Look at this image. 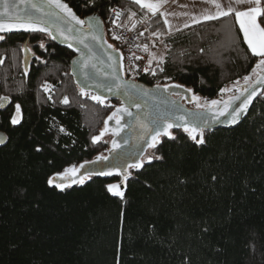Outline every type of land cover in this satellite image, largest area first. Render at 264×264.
I'll list each match as a JSON object with an SVG mask.
<instances>
[{"label": "trees", "instance_id": "1", "mask_svg": "<svg viewBox=\"0 0 264 264\" xmlns=\"http://www.w3.org/2000/svg\"><path fill=\"white\" fill-rule=\"evenodd\" d=\"M64 1L80 18L99 15L107 39L121 51L108 31L110 9L131 8L136 17L129 20L125 11L123 22L135 19L138 31L146 22L142 51L150 46L149 34L166 49L140 77L148 86L178 83L205 104L233 97L245 76L251 81L264 70L253 73L259 58L248 51L234 16L168 34L161 16L145 15L130 0ZM26 40L36 56L28 76ZM73 57L42 33L0 40V96L9 97V106L0 108V133L8 137L0 145V264H181L185 255L191 264H264V95L239 126L205 131L202 150L183 129L172 131L176 140L161 137L143 167L131 170L123 201L106 187L119 177L60 190L48 179L106 154L111 137L92 138L121 104L81 95L71 74ZM17 103L21 123L12 126ZM149 156L163 159L149 162ZM212 174L217 181L208 179Z\"/></svg>", "mask_w": 264, "mask_h": 264}, {"label": "water", "instance_id": "2", "mask_svg": "<svg viewBox=\"0 0 264 264\" xmlns=\"http://www.w3.org/2000/svg\"><path fill=\"white\" fill-rule=\"evenodd\" d=\"M63 2L65 1L63 0ZM33 3L39 5L45 12L52 11L56 14L43 15L39 11H34L30 7ZM9 5L13 15L17 12L23 14L24 9L27 8L42 27H46L55 35V39L50 38L58 46L73 52L74 57L70 64L71 74L80 89L84 88L85 92H91L96 96H100L104 101H120L121 104L113 112H116L119 108H125L131 113V115L123 112L117 113V116L120 118V123L117 124L115 118L112 120L108 119L112 115V112L106 119L107 132L102 136L111 137L106 154L98 155L90 161L82 162L77 166L78 172L75 177L69 176L66 180L57 179L55 181L57 184L65 183L73 187L79 183H72V180H79L82 177L84 178V183H89L94 177L107 179L119 177L120 180L114 183L121 184V187L126 190L131 170L137 169L128 167V165L136 163L138 159L143 163L144 157L152 149L149 146L152 142L151 137L144 134L146 128L158 127L166 122H171L173 125L187 123L190 126H200L204 128V132L217 129H233L247 118L255 102L262 96L261 93H264V84L255 83L258 77L264 76L263 70L253 80L240 86L237 94L233 96L239 97V99L231 97L220 101L216 106L201 104L199 101L201 107H191L194 104L197 105V102L194 100L195 94L192 90L190 92L187 91L188 88L185 86L178 83L148 86L141 81L128 79L125 72L123 52L107 39L105 23L99 15L92 14L88 16H95L101 21L98 28L90 29L87 22L83 26L76 25L74 21L66 22L64 14L56 9H49L45 0H27L26 3H23L22 0H9ZM13 5L15 7H12ZM69 7L71 6L69 5ZM2 10L3 4L0 2V11ZM73 11L75 12L74 9ZM76 15L78 16L77 13ZM88 17L84 20L87 21ZM0 19H5V17H0ZM70 27L74 31H68ZM93 32L98 37L102 33L103 42L100 39L93 40ZM15 33L35 34L19 30L0 33V35L4 36ZM28 43L29 40H26L23 52V68L24 72L27 73L25 74L26 76L30 73L31 62L36 58L31 50H27L29 49ZM69 45L72 46L69 47ZM108 45H112V47L109 48ZM74 61L76 63H73ZM175 85H180L181 87H174ZM253 88L257 90V95L252 99L247 112L241 114L239 123L231 124L229 122V114L241 105L242 101ZM221 111L225 112L226 115L220 116L219 113ZM177 117H183V120L177 119ZM205 120L207 121L206 126L203 123ZM141 125H144V127H141ZM182 129L183 127L177 128L174 126L171 131ZM104 130L105 125L101 132ZM117 130L119 131L118 135L115 134ZM113 141L118 145L115 149L113 148ZM100 156L105 157V159L97 160V157ZM81 165L83 167H80ZM109 169H119L121 173L127 169V172L130 173L128 180L124 182L122 175L115 174L111 176L92 175L90 179L87 178L86 174L89 172L96 173Z\"/></svg>", "mask_w": 264, "mask_h": 264}, {"label": "snow or ice", "instance_id": "3", "mask_svg": "<svg viewBox=\"0 0 264 264\" xmlns=\"http://www.w3.org/2000/svg\"><path fill=\"white\" fill-rule=\"evenodd\" d=\"M3 4V10L0 11V17H5V19H0V33L5 32H12V31H19L23 30L25 32H32V33H45L52 39H55V35L50 32L46 27H42L40 23L33 17L32 12H29L27 8L24 9L23 14L17 12L15 15H13L10 11V5L9 0H0ZM23 3H26L27 0H22ZM46 5L49 9H56L60 13L64 14V18H66V22L68 21H74L76 25L83 26L86 22L89 24L90 29L98 28L101 24V21L95 17L91 16L87 18V21L80 19L76 13L73 11L71 7L63 0H45ZM91 2V0H90ZM169 0H130V3L138 5L139 9L143 12L144 10H147L145 15L148 13L151 14V17H155L157 15L165 17L163 20V23L165 25H168L169 32L168 34H171V25L168 19L166 18L167 15H177L176 13H165L164 11H161L162 8H164L165 4H167ZM172 2H175V0H172ZM202 3L208 4L209 7L202 10V12L197 16H192V23L199 24L201 21H214L219 20L221 18H229L234 16L236 23L239 24V30L243 34V41L246 43L248 51L251 53L252 57H257L258 62L255 65V68H253V73H256L257 69H264V26H262L261 22H258V19L264 22V0H226V5L222 4L220 0H201ZM238 5H252L250 7L240 9L238 8ZM12 7H15L13 5ZM31 9L34 11H39L43 15H55V12L48 11L45 12L43 8H41L39 5L33 3L30 5ZM186 7V6H182ZM110 11L115 15L116 19H119L125 11L129 12L130 15L128 16V19L131 20L133 17H136L137 13L132 11L131 8L126 9H117V8H111ZM183 15H188V13H183ZM140 22H143L142 20ZM113 23H115V20H113ZM189 25L185 23L184 27H188ZM133 28L136 27L135 24L132 25ZM147 31V29H145ZM181 29L177 28L176 31H180ZM68 31H74L73 28H69ZM61 34H63L61 32ZM160 33L154 32L153 35H159ZM140 35H143V33H140ZM119 37L114 36V39H118ZM4 36L0 35V40H3ZM67 39V37H65ZM92 39H100L103 42V36L102 33L98 37L94 32L92 34ZM82 42V41H81ZM72 45H69L71 47ZM40 48H44L45 45L43 42L39 44ZM87 47V45H85ZM109 48L112 47V45H108ZM139 47V46H137ZM30 51V49H27ZM143 50L145 52L148 51V46L144 45ZM203 52V49L200 50ZM151 55V53H150ZM137 59H140V57H136ZM39 59V57H37ZM161 60L163 58L161 57ZM3 59H0V64H3ZM73 63H76L75 61ZM151 63V60L149 61ZM147 70V69H146ZM163 71V68L160 69ZM27 74V73H25ZM245 82L249 81L251 79L250 76H245L243 78ZM237 83H239L237 81ZM257 84H264V76H260L255 81ZM45 91H48V87L46 85L43 86ZM135 87V86H133ZM174 87H181L180 85H175ZM187 91H191V89H187ZM230 91L228 88L221 89V92ZM246 91V89H245ZM84 88L81 89V95H86ZM257 95V90L255 88L252 89L251 92L248 93V96L242 101L241 105H239L236 109H234L229 115H230V123L231 124H237L240 121V116L242 113H246L248 110V106L251 104L252 99ZM261 95H264V93H261ZM51 99V96L48 97ZM91 99L97 101L100 104L104 103V100L100 96H92ZM233 99H239V97H233ZM8 96H0V108H4L5 104L4 101H8ZM194 100L197 102V107H201V104L199 103L200 97L195 96ZM64 104H68L69 100L68 97L65 96L63 101ZM220 103L218 100H212V101H205V105H211L216 106ZM227 107V105H225ZM126 113L128 115H131L130 112H128L125 108H119L116 110V112H113L111 116H109V120H112L115 118L116 123H120V118L117 116V113ZM220 116L226 115L225 112L221 111L219 113ZM21 106L20 104L15 105V113L11 116L10 124L12 126L19 125L21 123ZM177 119L183 120V117H177ZM205 126L207 125V121H203ZM183 127V131L188 134V139H190L194 146L201 148L202 146H205L207 141L204 135V128L200 126H190L187 123L184 124H176L173 125L171 122H166L162 124L161 126H153L150 128H146L145 135L151 137V144L149 145L152 148H155L158 144L161 143V137H167L170 140H176L177 137L173 135L171 129L173 127ZM141 127H144V125H141ZM59 131L63 132L64 129L60 128ZM107 132V121H105V130L101 132L100 136H94L93 143L100 140V138ZM115 134H119V131L117 130ZM8 137L5 136L3 133H0V145H3L6 143ZM118 147L115 141H113V148L115 149ZM42 149L40 147H36L35 151L40 152ZM105 157L100 156L97 157V160H103ZM152 159L161 160L163 157L161 156H149L148 160L149 162L152 161ZM80 167H83L81 165ZM128 167H134V168H142L143 163L137 160L134 164H129ZM78 172V169L76 166H71L69 168H66L64 172L57 173L55 176L48 179L47 183L49 185H54L55 187L59 188L60 190H64L65 187H70V184L65 183H55L57 179L66 180L69 176L75 177ZM122 175L123 181L126 182L129 178L130 173L127 172V169L121 173L119 169H109L107 171H100V172H89L87 173V178L90 179L92 175H102V176H111V175ZM210 181L215 182L218 180L217 175H210L208 178ZM84 178H80L79 180H72V183H79L83 184ZM178 182L180 184L186 183L184 179H181L178 177ZM107 191L115 197L120 198L121 201L125 198V190L121 187V184L119 183H113L108 184ZM255 191V189H253ZM203 233H208L209 228L204 227L202 229ZM119 252V247H118ZM117 264H119V259H117ZM181 264H191V257L185 255L182 259Z\"/></svg>", "mask_w": 264, "mask_h": 264}, {"label": "built area", "instance_id": "4", "mask_svg": "<svg viewBox=\"0 0 264 264\" xmlns=\"http://www.w3.org/2000/svg\"><path fill=\"white\" fill-rule=\"evenodd\" d=\"M76 1L77 4L84 3V0ZM115 8L121 9L119 7ZM80 19L84 20V18ZM113 20H115V23H113ZM133 24L136 25L135 19L131 24H125L123 22V15L119 19H116L115 15L110 11L107 27L111 40L123 49L126 77L134 81H140V77L149 71L146 65V55L141 49V35L139 33H147L145 30L147 27L146 22L139 23L141 31H138L132 27ZM114 36L119 38L114 39ZM136 57H140V59Z\"/></svg>", "mask_w": 264, "mask_h": 264}, {"label": "crops", "instance_id": "5", "mask_svg": "<svg viewBox=\"0 0 264 264\" xmlns=\"http://www.w3.org/2000/svg\"><path fill=\"white\" fill-rule=\"evenodd\" d=\"M220 2L226 5V0H220ZM182 6H186V7H182ZM250 6L252 5H238V8L244 9ZM208 7L209 5L202 3L201 0H175V2H172V0H169V2L165 4L164 8H162L161 11H164L165 13H176L177 14L175 16L167 15L166 17L171 25V34H174V33L179 32V31H176L177 28L184 30L191 26L197 25V24L192 23V16L194 15L198 16L202 12L203 9L208 8ZM183 13H188V15H183ZM162 18L165 19V17H162ZM204 22H208V21H203V20L201 21V23H204ZM258 22H261L262 26H264L261 20L258 19ZM185 23H187L189 26L184 27ZM166 27L169 32L168 25H166ZM242 37H243V34H242ZM150 50L151 49H148V54L150 53Z\"/></svg>", "mask_w": 264, "mask_h": 264}, {"label": "rangeland", "instance_id": "6", "mask_svg": "<svg viewBox=\"0 0 264 264\" xmlns=\"http://www.w3.org/2000/svg\"><path fill=\"white\" fill-rule=\"evenodd\" d=\"M150 46L147 45L149 48L151 49V47H154V45L156 46V48H152L150 50V53L148 54L147 52H144V54L146 55V65H147V69H151L153 67L154 62L161 60V57L164 58L163 56H165L164 54H166V49L164 48V46L162 45L161 41H158L157 39H155L152 35H150ZM151 60V63H149V61ZM224 98V95H222L221 99Z\"/></svg>", "mask_w": 264, "mask_h": 264}, {"label": "flooded vegetation", "instance_id": "7", "mask_svg": "<svg viewBox=\"0 0 264 264\" xmlns=\"http://www.w3.org/2000/svg\"><path fill=\"white\" fill-rule=\"evenodd\" d=\"M4 103H5V106H7V105L9 106V102L8 101H5ZM194 106H196V105L194 104L191 107H194Z\"/></svg>", "mask_w": 264, "mask_h": 264}]
</instances>
